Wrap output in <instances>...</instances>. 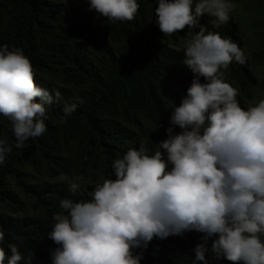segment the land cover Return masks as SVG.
<instances>
[{
  "label": "clouds",
  "instance_id": "clouds-1",
  "mask_svg": "<svg viewBox=\"0 0 264 264\" xmlns=\"http://www.w3.org/2000/svg\"><path fill=\"white\" fill-rule=\"evenodd\" d=\"M88 5L113 23L134 20L140 8L138 0ZM234 8L231 0H158L155 22L165 36L196 33L182 44L193 81L172 111L173 127L165 130L160 150L149 154L141 141L112 162L114 180L96 184L87 199L60 200L63 211L54 214L48 233L58 246L52 264H141L143 255L134 249L191 231L204 234L192 264H209V252L232 264H264V98L252 95L255 105L240 106L221 69L244 65L247 57L213 31L229 22ZM205 16L210 27L200 23ZM59 99L58 91L36 83L22 49L0 46V115L11 122L16 149L47 132L48 106ZM77 107L65 105L64 117ZM12 150L0 138V165ZM58 180L73 195L84 191L83 176L62 174ZM0 264H28L3 231Z\"/></svg>",
  "mask_w": 264,
  "mask_h": 264
},
{
  "label": "trees",
  "instance_id": "trees-1",
  "mask_svg": "<svg viewBox=\"0 0 264 264\" xmlns=\"http://www.w3.org/2000/svg\"><path fill=\"white\" fill-rule=\"evenodd\" d=\"M138 3L134 20L113 23L88 11V0H0V46L22 49L36 83L60 93L59 101L48 106L47 132L21 149L14 147L11 122L0 115V138L13 145L0 165V231L28 264H52L51 252L58 246L48 233L54 214L63 211L61 199H87L96 184L114 180L112 162L138 149L141 141L149 154L160 150L158 144L168 138L165 130L173 127L172 111L193 81L182 44L195 31L165 36L155 22L158 0ZM259 10L264 11V0ZM208 19L200 23L210 27ZM213 31L244 51V65L233 62L221 71L237 90L240 106L255 105L252 91L259 84L239 23L230 17ZM73 102L77 110L64 117V106ZM180 132L174 127L175 134ZM62 174L83 176L84 191L73 195L59 182ZM203 235L191 231L154 238L147 249L133 251L142 253L141 264H192ZM206 259L232 264L210 252Z\"/></svg>",
  "mask_w": 264,
  "mask_h": 264
},
{
  "label": "rangeland",
  "instance_id": "rangeland-1",
  "mask_svg": "<svg viewBox=\"0 0 264 264\" xmlns=\"http://www.w3.org/2000/svg\"><path fill=\"white\" fill-rule=\"evenodd\" d=\"M260 1L231 0L235 8L230 17L239 23L246 44V53L258 79L259 86L252 93L264 98V17H262L264 11L259 10Z\"/></svg>",
  "mask_w": 264,
  "mask_h": 264
},
{
  "label": "bare ground",
  "instance_id": "bare-ground-1",
  "mask_svg": "<svg viewBox=\"0 0 264 264\" xmlns=\"http://www.w3.org/2000/svg\"><path fill=\"white\" fill-rule=\"evenodd\" d=\"M261 20H262V19H261ZM249 26H250V25H249ZM236 29H238V28H236ZM229 80H230V79H229ZM229 80H228V81H229Z\"/></svg>",
  "mask_w": 264,
  "mask_h": 264
}]
</instances>
